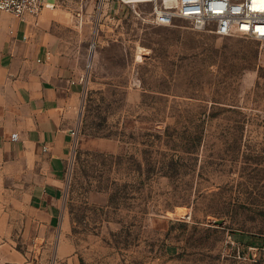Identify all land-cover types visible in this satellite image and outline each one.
I'll list each match as a JSON object with an SVG mask.
<instances>
[{
    "label": "rangeland",
    "instance_id": "obj_1",
    "mask_svg": "<svg viewBox=\"0 0 264 264\" xmlns=\"http://www.w3.org/2000/svg\"><path fill=\"white\" fill-rule=\"evenodd\" d=\"M149 7H48L88 83L66 164L77 260L264 264V40L156 25Z\"/></svg>",
    "mask_w": 264,
    "mask_h": 264
},
{
    "label": "crops",
    "instance_id": "obj_2",
    "mask_svg": "<svg viewBox=\"0 0 264 264\" xmlns=\"http://www.w3.org/2000/svg\"><path fill=\"white\" fill-rule=\"evenodd\" d=\"M55 13L0 11V264H34L32 254L37 264L47 254L51 264H80L67 234L66 164L88 83L83 59L49 30ZM21 235L44 242L23 250Z\"/></svg>",
    "mask_w": 264,
    "mask_h": 264
},
{
    "label": "built area",
    "instance_id": "obj_3",
    "mask_svg": "<svg viewBox=\"0 0 264 264\" xmlns=\"http://www.w3.org/2000/svg\"><path fill=\"white\" fill-rule=\"evenodd\" d=\"M136 10L143 3L150 7L147 22L173 25L189 21L194 28L223 37L242 35L264 40V0H120ZM47 0H0V11L24 19L38 20L44 8L54 7ZM145 12V11H144ZM72 133L75 135L76 130Z\"/></svg>",
    "mask_w": 264,
    "mask_h": 264
}]
</instances>
